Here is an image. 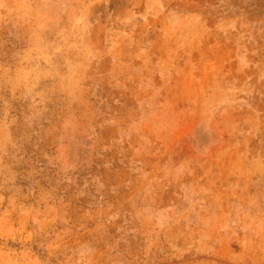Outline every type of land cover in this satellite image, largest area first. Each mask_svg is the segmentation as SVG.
Segmentation results:
<instances>
[{"label":"rangeland","instance_id":"rangeland-1","mask_svg":"<svg viewBox=\"0 0 264 264\" xmlns=\"http://www.w3.org/2000/svg\"><path fill=\"white\" fill-rule=\"evenodd\" d=\"M0 264H264V0H0Z\"/></svg>","mask_w":264,"mask_h":264}]
</instances>
